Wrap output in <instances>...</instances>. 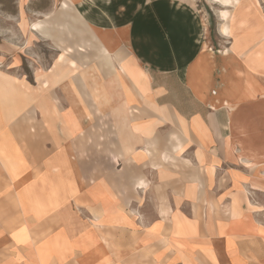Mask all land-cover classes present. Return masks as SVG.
Listing matches in <instances>:
<instances>
[{"label": "crops", "instance_id": "obj_1", "mask_svg": "<svg viewBox=\"0 0 264 264\" xmlns=\"http://www.w3.org/2000/svg\"><path fill=\"white\" fill-rule=\"evenodd\" d=\"M65 2L0 69V264H264V87L185 0Z\"/></svg>", "mask_w": 264, "mask_h": 264}, {"label": "rangeland", "instance_id": "obj_2", "mask_svg": "<svg viewBox=\"0 0 264 264\" xmlns=\"http://www.w3.org/2000/svg\"><path fill=\"white\" fill-rule=\"evenodd\" d=\"M64 1L67 0H0V69L29 74L35 66L45 68L50 63L52 52L48 46L32 42L38 38L36 23L51 16ZM185 1L193 6L200 20L205 48L217 56L236 59L230 65L233 63L237 70L244 68L252 74L257 86L264 87V0H231L227 6L218 0ZM223 11L229 16L228 38L219 34ZM243 83L238 81L237 87ZM251 85L256 92L260 91Z\"/></svg>", "mask_w": 264, "mask_h": 264}, {"label": "bare ground", "instance_id": "obj_3", "mask_svg": "<svg viewBox=\"0 0 264 264\" xmlns=\"http://www.w3.org/2000/svg\"><path fill=\"white\" fill-rule=\"evenodd\" d=\"M222 6H227L231 0H218ZM70 2V1H69ZM61 10H65L67 9V3L64 1L60 4ZM67 17V16H66ZM77 17V16H75ZM65 20V19H64ZM68 21V20H66ZM77 22V21H76ZM37 24V23H36ZM39 26V25H38ZM45 26V25H44ZM47 26V24H46ZM40 27V26H39ZM33 28V27H32ZM50 28V27H49ZM65 28H67L65 26ZM44 29V28H43ZM40 30V29H39ZM42 30V29H41ZM43 31V30H42ZM231 33V29H230V23H229V16L227 12H221V24L219 27V34L220 36L224 37V38H228L230 36ZM44 35V34H43ZM48 36V35H47ZM247 88H246V93L245 96L249 95L251 97H253L257 92L255 91V89L252 87L250 82H247Z\"/></svg>", "mask_w": 264, "mask_h": 264}]
</instances>
